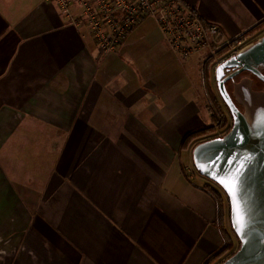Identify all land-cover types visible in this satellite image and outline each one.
<instances>
[{"label": "crops", "instance_id": "obj_1", "mask_svg": "<svg viewBox=\"0 0 264 264\" xmlns=\"http://www.w3.org/2000/svg\"><path fill=\"white\" fill-rule=\"evenodd\" d=\"M234 40L264 0H183ZM196 61L198 67L194 66ZM204 60L147 19L113 54L49 0H0V264H203L217 206L184 137L213 121Z\"/></svg>", "mask_w": 264, "mask_h": 264}, {"label": "water", "instance_id": "obj_2", "mask_svg": "<svg viewBox=\"0 0 264 264\" xmlns=\"http://www.w3.org/2000/svg\"><path fill=\"white\" fill-rule=\"evenodd\" d=\"M263 66L264 36L217 65L215 81L233 125L223 137L202 142L192 151L196 171L229 199L240 249L222 264H264V91L243 83L232 96L227 88L245 72L264 81ZM233 69L237 71L227 76Z\"/></svg>", "mask_w": 264, "mask_h": 264}, {"label": "built area", "instance_id": "obj_3", "mask_svg": "<svg viewBox=\"0 0 264 264\" xmlns=\"http://www.w3.org/2000/svg\"><path fill=\"white\" fill-rule=\"evenodd\" d=\"M75 27L89 28L97 50L107 57L147 19L157 21L173 53L181 61L217 58L228 40L220 26L203 19L183 0H49ZM238 39V38H237ZM247 44L238 42L217 65L235 56Z\"/></svg>", "mask_w": 264, "mask_h": 264}, {"label": "trees", "instance_id": "obj_4", "mask_svg": "<svg viewBox=\"0 0 264 264\" xmlns=\"http://www.w3.org/2000/svg\"><path fill=\"white\" fill-rule=\"evenodd\" d=\"M264 28V22L260 23L254 29L245 33L228 47L221 50L218 54L219 58H225L228 56L238 42L248 38L255 31ZM217 65L215 58H208L201 64V77L202 84L205 92V98L208 103V107L212 113L213 121L210 125L197 129L184 137L182 143V149L186 150L192 146H196L202 142L223 137L226 135L233 125L231 114L229 113L225 103L223 102L217 83L215 82L218 93L216 94L213 89L214 82V68ZM216 187L206 186L202 190L213 198L217 206V227L222 238V246L209 255L203 264H222L224 260L236 253L240 249V242L235 235L231 224V207L229 199L224 191L215 184Z\"/></svg>", "mask_w": 264, "mask_h": 264}, {"label": "flooded vegetation", "instance_id": "obj_5", "mask_svg": "<svg viewBox=\"0 0 264 264\" xmlns=\"http://www.w3.org/2000/svg\"><path fill=\"white\" fill-rule=\"evenodd\" d=\"M264 36V28L261 30L255 31L252 35H250L247 39V45L253 42H256L259 38ZM237 70L233 69L227 73V76L236 72ZM261 73L264 76V66L261 68ZM247 85L253 91H264V81L253 75L252 73L245 72L240 75H237L232 81L227 83V88L231 95L233 96L236 93V87L241 84ZM239 109L243 111V108L237 104Z\"/></svg>", "mask_w": 264, "mask_h": 264}, {"label": "rangeland", "instance_id": "obj_6", "mask_svg": "<svg viewBox=\"0 0 264 264\" xmlns=\"http://www.w3.org/2000/svg\"><path fill=\"white\" fill-rule=\"evenodd\" d=\"M226 38V37H225ZM227 39V38H226ZM244 40H248L247 38L246 39H244ZM247 45V44H246ZM245 45V46H246ZM221 59H223V58H219V57H217L216 58V60H221ZM191 62H194L193 64H194V66L195 67H198V64H197V62L196 61H191ZM217 62V61H216ZM200 67H201V65H200ZM216 67H217V65L215 66V68H214V82H212L213 83V89H214V91H215V93L217 94L218 93V91H217V88H216V85H215V69H216ZM196 173L198 174V176H199V178H204V177H202L197 171H196ZM205 180H207L208 182H210V183H212V184H214V182H212V181H210V180H208V179H206V178H204ZM215 185V184H214Z\"/></svg>", "mask_w": 264, "mask_h": 264}, {"label": "snow or ice", "instance_id": "obj_7", "mask_svg": "<svg viewBox=\"0 0 264 264\" xmlns=\"http://www.w3.org/2000/svg\"><path fill=\"white\" fill-rule=\"evenodd\" d=\"M221 182H222V183H225V181H224L223 179L221 180Z\"/></svg>", "mask_w": 264, "mask_h": 264}]
</instances>
